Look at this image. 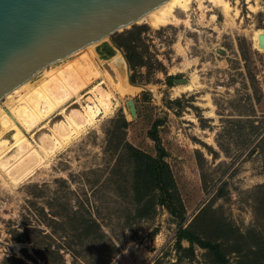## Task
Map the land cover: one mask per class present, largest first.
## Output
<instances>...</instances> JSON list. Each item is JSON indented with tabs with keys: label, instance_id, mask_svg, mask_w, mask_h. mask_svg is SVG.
I'll return each mask as SVG.
<instances>
[{
	"label": "rangeland",
	"instance_id": "rangeland-1",
	"mask_svg": "<svg viewBox=\"0 0 264 264\" xmlns=\"http://www.w3.org/2000/svg\"><path fill=\"white\" fill-rule=\"evenodd\" d=\"M229 2V16L204 0L187 16L178 12L180 23L116 32L131 31L144 59L132 67L113 43L127 79L142 86L133 93H118L109 57L92 55L99 75L84 79L66 112L98 92L113 95L111 110L17 183L0 171V264H217L195 242L176 246L180 225L218 243L228 264H264V50L254 43L255 30L264 31V0ZM193 76V89L176 91L182 84L174 78ZM62 118L56 111L47 126L22 131L36 146ZM130 145L166 161L182 218L160 202L158 187L136 193Z\"/></svg>",
	"mask_w": 264,
	"mask_h": 264
},
{
	"label": "bare ground",
	"instance_id": "bare-ground-1",
	"mask_svg": "<svg viewBox=\"0 0 264 264\" xmlns=\"http://www.w3.org/2000/svg\"><path fill=\"white\" fill-rule=\"evenodd\" d=\"M205 1H208L213 7H219L225 15H230L232 7L229 0ZM203 2L204 0H166L141 17L137 23H146L153 28L175 24L181 20L178 12H183L187 16L193 3L202 7ZM187 19L189 18L187 17ZM263 32L261 29L254 32L255 46L261 50L264 48L258 46V37ZM83 50L86 51L81 56L80 52ZM97 52L102 57L99 61L102 62L103 59L109 57L112 67L117 72L118 81L114 82V88L118 93H133L142 87L127 79L128 63L121 49L113 44L108 36H105L64 58L61 66L52 70L43 68L41 71L46 69L44 70L47 71L46 76H40L38 79L32 77L5 94L2 98L4 100L0 99V171L10 182L17 183L26 177L34 167L45 164L46 159L52 156L51 154L58 146L68 142L81 130L83 131L100 114H106L111 110V96L113 95L108 92H98V94L92 95L93 98H88L89 102L82 105V109L72 108L69 114L66 112V104L73 97L79 99L80 90L85 86L84 82L86 83L84 79L91 76L90 74H93L94 77L99 75L98 69L90 61L92 55L95 56ZM80 57L86 61V70L80 66ZM71 69L73 73L75 72L74 80L67 76ZM78 82L80 83L76 85ZM196 83V77L193 76L188 83H181L180 90L177 87L176 91L191 90L196 86ZM18 94L20 96L15 99L14 96ZM56 111L63 113L64 118L53 123L50 133L44 131L40 135V142H36L35 146L31 140L25 137L22 129L32 133L34 129L38 130L47 126L48 120ZM12 130H14L11 135V138L14 139L13 142L7 138V134ZM13 146L16 147V151L6 155Z\"/></svg>",
	"mask_w": 264,
	"mask_h": 264
},
{
	"label": "water",
	"instance_id": "water-1",
	"mask_svg": "<svg viewBox=\"0 0 264 264\" xmlns=\"http://www.w3.org/2000/svg\"><path fill=\"white\" fill-rule=\"evenodd\" d=\"M165 1L0 0V99L48 65L132 26ZM258 46L264 48V32ZM128 105L135 115L133 100Z\"/></svg>",
	"mask_w": 264,
	"mask_h": 264
},
{
	"label": "trees",
	"instance_id": "trees-1",
	"mask_svg": "<svg viewBox=\"0 0 264 264\" xmlns=\"http://www.w3.org/2000/svg\"><path fill=\"white\" fill-rule=\"evenodd\" d=\"M146 24V23H145ZM145 27V26H144ZM141 29L139 28L138 31ZM114 33L111 35L112 41L125 51L126 58L132 67L136 65H144V59L135 51V40L132 32L127 34ZM126 36V37H125ZM136 38V37H135ZM134 160H135V191L139 196H143L150 192L148 186L152 188H159L162 198L160 202L166 206L169 212L173 215H183V206L174 186L173 177L169 171V166L164 159L159 156H152L149 153L139 150L130 145ZM145 188V190H143ZM176 246L180 247L181 239H186L191 243H197L199 246L206 248L208 252L216 260L217 264H228L227 258L218 243L202 239L199 234L191 230L190 226L180 225L177 230Z\"/></svg>",
	"mask_w": 264,
	"mask_h": 264
}]
</instances>
